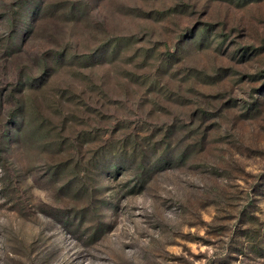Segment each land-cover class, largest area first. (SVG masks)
<instances>
[{
	"label": "rangeland",
	"instance_id": "rangeland-1",
	"mask_svg": "<svg viewBox=\"0 0 264 264\" xmlns=\"http://www.w3.org/2000/svg\"><path fill=\"white\" fill-rule=\"evenodd\" d=\"M0 264H264V0H0Z\"/></svg>",
	"mask_w": 264,
	"mask_h": 264
},
{
	"label": "trees",
	"instance_id": "trees-1",
	"mask_svg": "<svg viewBox=\"0 0 264 264\" xmlns=\"http://www.w3.org/2000/svg\"><path fill=\"white\" fill-rule=\"evenodd\" d=\"M33 28H35V27H33ZM23 91H24V89H23ZM26 92V91H25Z\"/></svg>",
	"mask_w": 264,
	"mask_h": 264
}]
</instances>
